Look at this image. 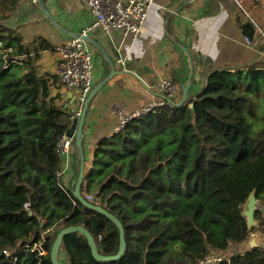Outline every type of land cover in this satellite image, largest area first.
Instances as JSON below:
<instances>
[{
  "label": "trees",
  "instance_id": "obj_1",
  "mask_svg": "<svg viewBox=\"0 0 264 264\" xmlns=\"http://www.w3.org/2000/svg\"><path fill=\"white\" fill-rule=\"evenodd\" d=\"M18 4L0 0V264H53L59 231L79 224L91 231L100 253L115 254L117 225L73 193L81 163L76 137L70 184L61 183L58 142L73 124V111L52 93L56 77L38 71L41 51L51 44L43 38L27 44L6 24ZM241 26L252 38V20ZM190 72L187 63L174 69L179 94L102 139L93 167L85 162L81 192L120 219L124 254L98 260L86 236L75 231L65 235L60 260L195 264L222 252L231 256L218 264H264L258 246L233 252L254 230L243 214L251 193L264 204V61L204 70L179 104ZM260 214L257 209L255 216ZM33 242H42L48 253L25 247Z\"/></svg>",
  "mask_w": 264,
  "mask_h": 264
},
{
  "label": "crops",
  "instance_id": "obj_2",
  "mask_svg": "<svg viewBox=\"0 0 264 264\" xmlns=\"http://www.w3.org/2000/svg\"><path fill=\"white\" fill-rule=\"evenodd\" d=\"M241 4L234 0H155L136 36L120 29L107 32L93 26L94 15L85 0H19L6 24L16 28L27 44L39 38L51 44L52 48L41 51L38 71L56 77L52 93H58L70 110L80 92L59 80L61 59L55 46L74 37H86L83 38L94 56L93 87L116 71L88 106L83 145L91 168L101 140L119 132V119L111 109L115 102L124 101L128 110H135L158 94L155 82L165 77L172 79L173 70L186 67V63L189 71H194V78L199 79L200 73L210 67L236 68L264 61V0H241ZM245 19L257 26L251 43L246 41L241 26ZM89 26L92 28L83 34ZM70 180L71 174H66L64 184L69 185ZM257 207L261 214L255 216L256 234L234 245L233 252L251 246L264 249V204L260 199ZM61 260L69 264L67 255Z\"/></svg>",
  "mask_w": 264,
  "mask_h": 264
},
{
  "label": "built area",
  "instance_id": "obj_3",
  "mask_svg": "<svg viewBox=\"0 0 264 264\" xmlns=\"http://www.w3.org/2000/svg\"><path fill=\"white\" fill-rule=\"evenodd\" d=\"M37 1V0H35ZM155 0H85L94 15L93 26L100 27L105 31L120 29L125 34L132 33L138 35L143 29V24L148 16V12ZM242 5L239 0H234ZM241 7V6H240ZM92 26L83 29L86 34ZM246 41L251 43L250 37L246 36ZM55 51L60 56L58 64L59 80L69 89L76 88L80 94L77 102L74 103L72 118L78 119L83 111L86 98L90 94L94 85L95 64L93 51L89 44L84 40L83 36L74 37L71 40L57 45ZM179 85L169 77H165L155 82L154 89L158 93L151 97L145 104L135 110H128L124 101L115 102L111 109L119 119V131L133 118L144 115L167 102V98H175L179 94ZM75 133L70 136L67 133L59 139L58 151L63 157V165L58 175L61 183L64 184V176L71 174L70 155L73 147ZM68 186V185H65ZM88 199H92L91 194L87 195ZM27 209L30 208V202L25 203ZM252 235L256 232L251 231ZM42 238L44 232L41 233ZM38 248L41 254H47L48 251L43 248L42 242H33L25 247ZM9 254L8 250H4ZM228 253L210 252L196 261L195 264H218L219 262L230 259Z\"/></svg>",
  "mask_w": 264,
  "mask_h": 264
},
{
  "label": "water",
  "instance_id": "obj_4",
  "mask_svg": "<svg viewBox=\"0 0 264 264\" xmlns=\"http://www.w3.org/2000/svg\"><path fill=\"white\" fill-rule=\"evenodd\" d=\"M41 1L44 2V0H41ZM192 1H194V0H189V2H192ZM83 37H85V36H83ZM115 73H116V71H113L107 79L103 80V82H101L97 86L93 87L92 91L90 92V94L86 98L81 116L78 119H75L72 127L68 130V134L70 136H73V134L75 133L76 146L78 148V151H79L80 157H81L80 173H79L78 179L76 181L75 187L73 189V193L85 205L90 206L93 209L106 214L117 225V227L119 228V231H120L119 250L117 253L111 254V255L102 254L99 252L97 242H96L93 234L91 233V231L89 229H87L82 224L69 225V226H67V227H65L59 231L56 239L53 242V245H52V248L50 251L51 260H52L53 264H62L60 257H59V253H60L61 245L63 243V239H64L65 235H67L71 232H75V231L82 232L86 236L88 243L91 246L92 255L98 260L112 261V260L119 259L124 254V252L126 250L125 230H124V226H123L122 222L120 221V219L117 216H115L113 213H111L109 210L105 209L103 206L93 204L92 202L87 200L81 192V187H82L84 173H85V162H86L84 145H83V142L85 139V132H84L83 128H84V124H85V120H86L88 106H89L90 101L95 96L96 92L98 91V89L101 86H103V84H105L112 76H114ZM193 77H194V71L191 70L188 81L182 85V91L183 92H182V98L179 101V104H181L182 102L185 101L186 96H187L189 89L191 87ZM257 204H258V198L256 196V192L254 191L251 193V195L247 199V201L244 205V210H243V214L247 218V223H248L249 229H253L254 226L257 224V221L255 219V213H256V210L258 209ZM29 213L33 214V212L31 210Z\"/></svg>",
  "mask_w": 264,
  "mask_h": 264
},
{
  "label": "rangeland",
  "instance_id": "obj_5",
  "mask_svg": "<svg viewBox=\"0 0 264 264\" xmlns=\"http://www.w3.org/2000/svg\"><path fill=\"white\" fill-rule=\"evenodd\" d=\"M239 1L241 3V0H239ZM197 87H198V85H194L193 89L191 88V91H195Z\"/></svg>",
  "mask_w": 264,
  "mask_h": 264
}]
</instances>
